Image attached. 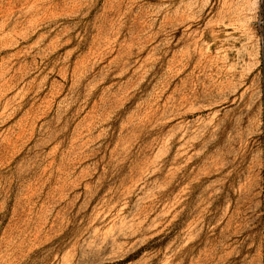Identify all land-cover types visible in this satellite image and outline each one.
I'll return each mask as SVG.
<instances>
[{"label": "rangeland", "instance_id": "rangeland-1", "mask_svg": "<svg viewBox=\"0 0 264 264\" xmlns=\"http://www.w3.org/2000/svg\"><path fill=\"white\" fill-rule=\"evenodd\" d=\"M0 264H264V0H0Z\"/></svg>", "mask_w": 264, "mask_h": 264}]
</instances>
